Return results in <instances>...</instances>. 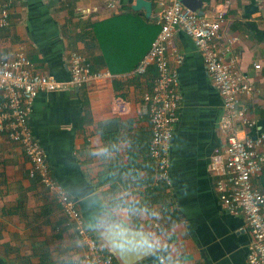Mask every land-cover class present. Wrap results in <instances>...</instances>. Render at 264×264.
Wrapping results in <instances>:
<instances>
[{
  "label": "crops",
  "instance_id": "1",
  "mask_svg": "<svg viewBox=\"0 0 264 264\" xmlns=\"http://www.w3.org/2000/svg\"><path fill=\"white\" fill-rule=\"evenodd\" d=\"M11 1V26L0 31V53L22 46L36 71L62 81L69 79L72 52L91 62L102 53L93 42V23L128 14L126 6L146 17L132 8L134 0ZM203 1V12L227 10L221 41L231 44L227 58L239 56L240 70L254 88L239 98L238 107L256 121L249 127L238 119L233 129L240 137H254L264 130V0ZM156 13L154 2V24ZM129 46L137 56L136 47ZM177 55L184 56L182 63ZM167 56L182 93L169 139L170 186L154 185L158 168L149 152L152 125L143 98L153 84L150 72H111L112 77L80 88L42 92L33 103L32 131L54 178L87 220L98 227L111 219L124 221L160 245L135 264H248L252 237L244 230L246 220L223 208L210 169L214 151L226 143L221 95L185 31L177 32ZM30 167L22 146L2 135L0 264H91L55 196L29 176ZM256 184L264 191V174Z\"/></svg>",
  "mask_w": 264,
  "mask_h": 264
},
{
  "label": "built area",
  "instance_id": "2",
  "mask_svg": "<svg viewBox=\"0 0 264 264\" xmlns=\"http://www.w3.org/2000/svg\"><path fill=\"white\" fill-rule=\"evenodd\" d=\"M225 3L227 5L229 0ZM155 4L157 13L153 20L160 26V31L133 70L136 74H146L150 66L157 69L152 90L143 96L152 125L149 152L158 168L154 185L172 184L169 139L179 119L182 93L177 70L171 67L167 52L177 32L183 30L201 52L208 74L223 101L221 124L226 143L222 149L214 151L210 162V169L217 177L215 188L223 208L246 220L244 230L252 237L248 246V264H264V191L256 184L264 174V130L254 137H240L233 129L238 119L249 127L256 121L238 107L239 98L252 93L254 88L250 78L240 70L239 56L232 54L227 58L231 44L221 41L227 10L219 8L200 14L199 10L185 6L183 0H155ZM111 6L115 7V2ZM11 8V0H0V31L11 26ZM183 59V55H177L178 63ZM260 67V63L255 64V68ZM69 73V79L62 81L54 75L36 71L34 62L22 46L8 54L0 53V137L7 135L22 146L31 163L29 176L55 196L68 223L85 244L86 260L91 264H115L116 257L93 234L78 202L54 178L43 145L30 125L33 103L40 93L80 88L91 80L112 77L108 69L93 70L91 61L78 51L71 54Z\"/></svg>",
  "mask_w": 264,
  "mask_h": 264
},
{
  "label": "trees",
  "instance_id": "3",
  "mask_svg": "<svg viewBox=\"0 0 264 264\" xmlns=\"http://www.w3.org/2000/svg\"><path fill=\"white\" fill-rule=\"evenodd\" d=\"M126 9L128 14L116 15L109 20L93 23V42L102 52L91 62L93 70L106 67L117 74L136 68L160 31V26L154 24L152 19L144 17L140 12L132 11L130 6H126ZM134 38H137L136 42ZM129 45L136 47L137 56L134 51L130 53L133 47ZM148 72L154 74L153 79L156 78L155 66H150Z\"/></svg>",
  "mask_w": 264,
  "mask_h": 264
},
{
  "label": "water",
  "instance_id": "4",
  "mask_svg": "<svg viewBox=\"0 0 264 264\" xmlns=\"http://www.w3.org/2000/svg\"><path fill=\"white\" fill-rule=\"evenodd\" d=\"M154 2L155 0H134L132 8L144 10L146 17L150 18ZM183 3L188 8L203 13V0H183ZM85 219L93 234L108 246L109 251L119 260V264H135L160 248V245L152 240L150 233L124 221L111 219L98 227L86 217Z\"/></svg>",
  "mask_w": 264,
  "mask_h": 264
}]
</instances>
